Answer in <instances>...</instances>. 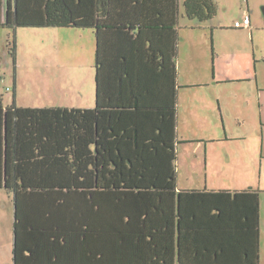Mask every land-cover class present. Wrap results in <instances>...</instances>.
<instances>
[{
  "label": "trees",
  "instance_id": "obj_1",
  "mask_svg": "<svg viewBox=\"0 0 264 264\" xmlns=\"http://www.w3.org/2000/svg\"><path fill=\"white\" fill-rule=\"evenodd\" d=\"M13 3L0 30L96 38L93 109L5 107L0 90L13 264H260L259 191H177L179 9L205 24L214 0Z\"/></svg>",
  "mask_w": 264,
  "mask_h": 264
},
{
  "label": "crops",
  "instance_id": "obj_2",
  "mask_svg": "<svg viewBox=\"0 0 264 264\" xmlns=\"http://www.w3.org/2000/svg\"><path fill=\"white\" fill-rule=\"evenodd\" d=\"M3 4L5 5V2H2ZM13 13L12 2L9 18L7 19L5 15L3 22H12ZM251 13L248 5L247 9L241 12L240 20L237 18L233 25L232 23L223 25L220 22L205 23L207 25L204 27L201 24L200 26L189 24L184 29L195 32L196 36L186 38L182 34L183 15L180 4L176 27L179 103L177 131L180 142L176 184L177 191H259L262 243V192L255 188V181L262 175L264 159V52L261 55L256 54L255 41L257 34L264 45V23L256 25L250 16ZM248 15L251 18L250 27L235 28V23L242 22ZM206 28L210 29L211 42L208 40ZM195 29L201 35H197ZM204 36H207L206 41L203 39ZM189 41L187 54L191 67H194L183 79L181 48L183 43L187 45ZM203 49L205 54L202 53ZM94 52L96 56V45ZM200 65L206 67L201 68ZM182 89L184 92H181ZM183 96L189 99L187 109L184 107L186 114L181 111ZM69 109H93V107ZM185 162L187 166L184 165ZM1 193H5L10 198L14 213L13 195L4 191L0 192V195ZM260 264H262V251Z\"/></svg>",
  "mask_w": 264,
  "mask_h": 264
},
{
  "label": "rangeland",
  "instance_id": "obj_3",
  "mask_svg": "<svg viewBox=\"0 0 264 264\" xmlns=\"http://www.w3.org/2000/svg\"><path fill=\"white\" fill-rule=\"evenodd\" d=\"M5 2V5H2ZM12 0H1V22L9 9ZM218 6L217 16L210 24L220 22L228 25L239 18L248 5L250 16L256 25L264 23V0H214ZM5 10H7L5 12ZM181 19L184 37L196 36L195 32L184 29L187 25H203L199 21H190L184 16ZM242 20V19H241ZM8 22V21H6ZM208 40L210 29L206 28ZM197 35L198 30H196ZM204 34V33H203ZM227 36V35H226ZM204 41L207 36H204ZM17 43V63L14 64L10 54L12 41ZM256 54L264 52V45L256 34ZM183 43L181 48L182 75L189 74L193 69L188 58V45ZM95 35L92 30L75 28H18L14 30L3 27L0 30V90L3 95V105L12 106L15 102L24 107L64 106L79 108L91 106L96 101V61L94 48ZM204 47L206 48L205 44ZM208 48H206L207 50ZM205 54V49H203ZM205 68V65H200ZM184 92V89L181 90ZM189 105L187 96H183L181 111ZM185 107V108H184ZM179 108V103H178ZM190 120V117H188ZM193 123V122H192ZM190 127V126H189ZM187 166V163H184ZM182 175V173H181ZM255 188L262 192V264H264V159L262 175L256 178ZM251 188V187H249ZM13 220L14 213L10 198L0 195V264H12L13 257Z\"/></svg>",
  "mask_w": 264,
  "mask_h": 264
},
{
  "label": "built area",
  "instance_id": "obj_4",
  "mask_svg": "<svg viewBox=\"0 0 264 264\" xmlns=\"http://www.w3.org/2000/svg\"><path fill=\"white\" fill-rule=\"evenodd\" d=\"M251 24V18L250 16H246L245 19L242 22H236L235 28H248Z\"/></svg>",
  "mask_w": 264,
  "mask_h": 264
}]
</instances>
